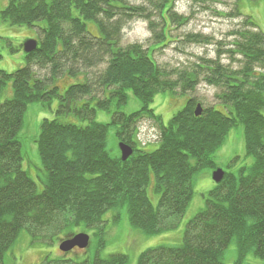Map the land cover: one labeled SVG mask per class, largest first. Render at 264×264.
<instances>
[{"label":"trees","instance_id":"obj_1","mask_svg":"<svg viewBox=\"0 0 264 264\" xmlns=\"http://www.w3.org/2000/svg\"><path fill=\"white\" fill-rule=\"evenodd\" d=\"M176 1L143 0L138 6L132 0H10L0 8V23L45 22L38 47L25 56L26 65L14 72L0 69V264H6L23 231L39 238L44 229L56 235L95 227L106 212L119 207L127 209L133 227L147 234L177 228L193 198L195 174L217 169L213 154L239 125L246 152L255 158L252 167L238 175L226 172L208 192L205 207L187 223L182 242L149 248L138 264H225L224 251L234 240L242 256L253 250L264 261V32L240 9L243 0H237L233 15L243 22L228 34L231 40L218 41L216 57H199L190 67L167 71L154 54L171 42L172 26L189 22L174 11ZM137 18L148 22L153 43L122 45V31ZM182 40L206 45L213 39L189 33ZM70 78L77 80L73 84ZM202 82L216 88V104L202 106L197 116L201 103L194 91ZM9 84L12 97L1 102ZM165 91L190 96L168 125L150 108L157 93ZM128 92L143 104L132 114L119 110L128 102ZM53 97L60 99L58 114L74 111L89 123L43 120L37 139L44 172L39 190L23 169L19 132L28 105ZM97 108L112 112L110 123L94 120ZM146 117L160 127L154 151L134 141ZM111 126L119 142L134 149L125 161L107 149ZM152 172L160 193L157 206L147 193ZM72 251L46 255L41 264H90L67 258ZM95 262L128 264V256L114 253Z\"/></svg>","mask_w":264,"mask_h":264},{"label":"rangeland","instance_id":"obj_2","mask_svg":"<svg viewBox=\"0 0 264 264\" xmlns=\"http://www.w3.org/2000/svg\"><path fill=\"white\" fill-rule=\"evenodd\" d=\"M132 1L134 3L138 2L137 0ZM9 2L10 0H0V8H6ZM236 2L237 0H227L226 2H219V0L176 1L174 11L179 15L188 16L189 22L184 26L171 27V29H174L169 39L171 42L155 52V60L167 71H172L173 69L181 70L190 67L198 61L199 57L215 58L219 47L218 41L226 39V42H228V40H231L228 34L237 29L243 22L242 17L236 18L233 15L236 10ZM240 9L251 15L264 32V0H243ZM152 13L153 18L159 21L157 13ZM220 13L225 15L222 16ZM44 26L45 22L36 23L35 26L0 23V69L14 72L25 66L24 43L30 39L40 41L42 39L41 29ZM88 26L96 32L93 22H89ZM189 33H199L203 36L212 37V43L206 45L184 43L182 39ZM151 37L148 22L144 19H138L125 28L121 44L128 45L138 42L147 47L153 43ZM176 40L178 42H173ZM224 62L227 63L228 59L224 58ZM70 80V83L74 84L77 79L70 78ZM68 86H59V93L64 94ZM216 92V88L209 87L202 82L197 86L194 94L201 106L209 107L216 104ZM177 93L159 92L150 104V108L162 118L165 125H168L173 115L186 104L187 97L180 95L179 92ZM12 94V84H9L1 97V102L12 97ZM128 94V102L119 107V110L126 114H132L142 109V102L132 92H128ZM59 104L60 99L58 97H53L46 102L29 104L24 115L23 126L19 132L23 152V169L36 181L39 190L43 188L44 172L37 139L43 120L46 118H59L62 121L79 125L89 123L84 115L77 114L74 111L58 114ZM77 104L80 107L81 102ZM93 104L95 103L92 102L91 106ZM219 108L217 106V109L221 110ZM94 120L100 123H110L112 112L97 108ZM160 134V127L157 122L146 117L138 124L134 141L139 148L154 151L159 146ZM107 149L113 158L121 156L120 142L113 126L109 129ZM213 160L217 168L237 175L240 174L242 169L247 170L252 167L255 158L246 152L245 132L242 125L231 129L224 145L213 154ZM215 170L216 168H206L195 174L193 198L185 214L179 220L177 228L173 230L147 234L133 227L127 209L119 207L106 212L103 216V223L95 227H73L62 234L56 235H50L51 231L46 232L44 229L40 232L44 236L39 238H33L26 231H23L17 243L7 253L6 264H41L46 255L54 258L65 256L59 245L63 239L80 231L90 235V244L87 248L74 249L71 254H67L69 255L67 258L79 262L87 260L90 264H97L95 262L96 257L105 259L111 254L121 253L128 256V264H138L140 254L147 249L160 245H178L182 242L187 223L205 207L208 192L215 187L216 182L213 179ZM155 182L156 178L152 172L147 193L152 203L157 206L160 193L154 187ZM240 253L236 240L232 241L224 251L223 262L225 264H236L238 262L240 264H264V261L253 253V250H249L243 256Z\"/></svg>","mask_w":264,"mask_h":264},{"label":"water","instance_id":"obj_3","mask_svg":"<svg viewBox=\"0 0 264 264\" xmlns=\"http://www.w3.org/2000/svg\"><path fill=\"white\" fill-rule=\"evenodd\" d=\"M38 45H39L38 40H34V39L27 40L24 43L25 53L29 54L33 52L38 47ZM201 113H202V106L201 104H199L195 110V114L199 116L201 115ZM120 150H121V158L124 161L130 158L134 153V149L128 144H125L123 142L120 143ZM225 176H226V172L221 168H217L213 173V179L217 184L221 183L225 178ZM89 244H90V235L81 232L63 240L60 244V250L63 252H70L75 248H80V249L87 248Z\"/></svg>","mask_w":264,"mask_h":264},{"label":"bare ground","instance_id":"obj_4","mask_svg":"<svg viewBox=\"0 0 264 264\" xmlns=\"http://www.w3.org/2000/svg\"><path fill=\"white\" fill-rule=\"evenodd\" d=\"M138 2H136V3H133L134 5H138V6H140V5H144V3H143V0H137ZM140 19V18H139ZM135 20H138V18L137 19H134L133 21H135ZM133 21H131V22H133ZM130 22V23H131ZM129 23V24H130ZM129 24H127L126 25V27L129 25ZM125 27V28H126ZM125 28H124V30H125ZM124 30L122 31V38H123V33H124ZM160 49H158L157 51H159ZM157 62V61H156ZM158 63V62H157ZM159 64V63H158ZM86 81H88V80H86ZM206 84V83H205ZM206 85H208V84H206ZM209 87H213V86H210V85H208ZM214 88V87H213ZM187 96V98H189L190 96H189V94L188 95H186Z\"/></svg>","mask_w":264,"mask_h":264}]
</instances>
